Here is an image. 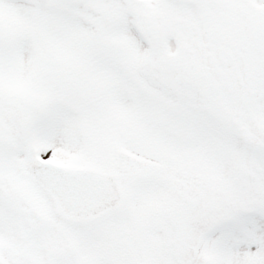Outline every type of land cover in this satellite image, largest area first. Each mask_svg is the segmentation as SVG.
Returning <instances> with one entry per match:
<instances>
[{"label": "snow or ice", "instance_id": "snow-or-ice-1", "mask_svg": "<svg viewBox=\"0 0 264 264\" xmlns=\"http://www.w3.org/2000/svg\"><path fill=\"white\" fill-rule=\"evenodd\" d=\"M0 264H264V0H0Z\"/></svg>", "mask_w": 264, "mask_h": 264}]
</instances>
